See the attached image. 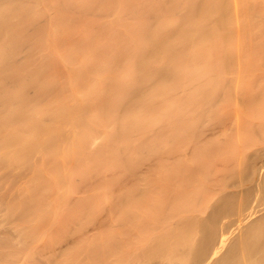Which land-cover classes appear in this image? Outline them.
Masks as SVG:
<instances>
[{
    "label": "bare ground",
    "instance_id": "bare-ground-1",
    "mask_svg": "<svg viewBox=\"0 0 264 264\" xmlns=\"http://www.w3.org/2000/svg\"><path fill=\"white\" fill-rule=\"evenodd\" d=\"M0 264H264V0H0Z\"/></svg>",
    "mask_w": 264,
    "mask_h": 264
}]
</instances>
